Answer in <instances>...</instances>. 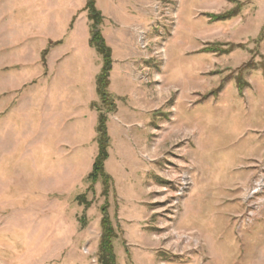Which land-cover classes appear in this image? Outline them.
<instances>
[{"label": "rangeland", "instance_id": "obj_1", "mask_svg": "<svg viewBox=\"0 0 264 264\" xmlns=\"http://www.w3.org/2000/svg\"><path fill=\"white\" fill-rule=\"evenodd\" d=\"M44 3L0 0V264H97L105 206L116 264H264V0H96L114 23L100 27L113 62L105 103L83 12L73 29L85 63L64 71L78 81L63 89L52 63L44 85ZM82 3L55 22L70 42ZM92 101L107 114L105 196L87 179Z\"/></svg>", "mask_w": 264, "mask_h": 264}, {"label": "trees", "instance_id": "obj_2", "mask_svg": "<svg viewBox=\"0 0 264 264\" xmlns=\"http://www.w3.org/2000/svg\"><path fill=\"white\" fill-rule=\"evenodd\" d=\"M84 11L86 12V17L89 23V46L93 48L96 53L101 57L102 67L100 73L96 77L95 80V93L100 101L103 103L108 102L109 100V93L108 88L110 85L109 76L112 69V58H111V50L106 45L100 31V27L103 22V17L101 13L95 7L94 0H86ZM210 21H224L228 20L234 16H236V12L234 10H230L223 14L213 15L209 14L206 15ZM50 46L52 45L49 43ZM206 51V49H204ZM48 53V49H45L41 53V61L43 67L44 58ZM249 68V67H247ZM109 110L107 113L115 110V105L113 102H109L108 104ZM92 110L94 109L98 114L97 116V125H96V144H97V154L94 157V161L92 164L91 172L88 174L87 179L91 182L93 186L96 181H102L103 187V196L107 195L110 185L111 179L108 175L104 172V163L108 159V147H109V138L107 135V114H103L96 109L95 104L92 103L91 105ZM80 196L76 199L80 206H84L87 209L88 204L80 201ZM101 209V221H100V228H101V235L99 239V245L97 250V264H116V259L114 255L113 248V241L117 238L116 233L111 225L109 220L107 209L108 207L105 206Z\"/></svg>", "mask_w": 264, "mask_h": 264}, {"label": "crops", "instance_id": "obj_3", "mask_svg": "<svg viewBox=\"0 0 264 264\" xmlns=\"http://www.w3.org/2000/svg\"><path fill=\"white\" fill-rule=\"evenodd\" d=\"M44 1H45V3H44L42 12L44 11V13L47 15L46 17L48 18V22H49L48 33L45 32V35L43 34V37H44L43 39H47V42H46V47L44 49H42V51H44L45 49H48V53H47V55L44 58V64H45L44 71L46 72V74L44 76V85L47 83L46 79L51 80L52 71H51V68H50V64L52 65V63H54V65H55L54 69H57L59 72H61V76H60L61 77V83L64 85L63 89H65L67 87V85L68 86H72L74 84V82L78 81V77L73 78L71 80V79H69L67 77L66 74H64V71H65V73H69L70 71H73L74 74L76 72L78 74V62H77L78 59H81V60H79V61H81L79 63L80 67H82L84 65V63H85V60H82V59H84V56L80 55L78 53V50L80 48H82L81 46H83L84 49L86 48V46H87V44H86V35H85V42L82 45H79L77 36H76V34H74V29H73L74 26L73 25L76 22L75 20H76V15L77 14L83 12L85 14V16H86V12L84 11L86 0H83L81 9L75 10L74 14H72L71 20L69 21L70 22L69 23V27H68V29H66L67 32H69V34L67 36H72V41L71 42L66 40V35H64L62 37L59 36V34L55 30L56 29L55 22H56V19L58 17H60V13H61L62 9L66 8V5L68 3H72L74 0H44ZM94 1H95L96 9L98 10L96 0H94ZM107 1L110 4V7H115L114 6V0H107ZM103 18H104V24L108 23V25H110L111 23H113L112 21H109V20L107 21V19L105 17H103ZM87 22H88V20H87ZM41 25H42V28H43V24H41ZM56 35H58V36H56ZM89 37H90V35H89ZM89 37H88V46H89ZM102 37H103V39L105 41V35H102ZM49 43H51L52 45L50 46ZM42 51H41V53H42ZM84 52H85V50H84ZM41 53H40L39 62L41 60ZM67 63H71L74 66H72V65L71 66H64ZM112 64H113V62H112ZM101 67H102V62H101ZM101 67H100V70H101ZM100 70H99V73H100ZM111 71H112V69H111ZM98 74L96 75V77L98 76ZM96 77H95V80H96ZM90 91H92L91 87H90ZM94 94H95V96H97L96 93H95V88H94ZM92 103L95 104L96 102L92 101L89 104H87L86 106H90L91 107ZM134 121H135V119H134ZM123 125H125V124H123ZM60 143L63 144L62 142H60ZM61 144H59V145H61ZM108 159H109V156H108ZM93 161H94V159H93ZM92 164H93V162H92ZM91 169H92V166H91ZM90 172H91V170H90Z\"/></svg>", "mask_w": 264, "mask_h": 264}]
</instances>
